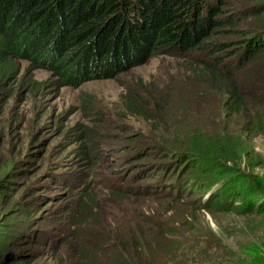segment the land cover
I'll list each match as a JSON object with an SVG mask.
<instances>
[{"label": "rangeland", "instance_id": "374dc122", "mask_svg": "<svg viewBox=\"0 0 264 264\" xmlns=\"http://www.w3.org/2000/svg\"><path fill=\"white\" fill-rule=\"evenodd\" d=\"M196 60L157 53L74 85L20 62L0 85V250L10 246L30 264H71L86 242L105 249L107 239L183 223L220 244L213 264H264V128L228 116L227 96L193 74ZM21 202L34 203L30 230L20 229Z\"/></svg>", "mask_w": 264, "mask_h": 264}, {"label": "trees", "instance_id": "16d2710c", "mask_svg": "<svg viewBox=\"0 0 264 264\" xmlns=\"http://www.w3.org/2000/svg\"><path fill=\"white\" fill-rule=\"evenodd\" d=\"M240 1L236 7L235 0H0V85L17 77L20 62L74 85L112 78L157 53L197 54L202 60L191 63L193 74L227 96L228 116L245 118L250 131L262 130L264 0ZM135 112L147 115L140 107ZM20 171L29 172L25 166ZM3 184L0 191L7 190ZM13 184L19 187L16 193L29 192L25 185ZM114 193L120 195V190ZM29 194L25 201L35 197ZM0 197L2 202L5 193ZM89 197L81 195L75 211L82 214ZM33 205L19 204L20 229L30 230ZM185 226L161 225L129 233L125 241L107 239L112 246L105 249L106 244L96 248L86 242L87 251H77L71 264H201V257L213 264L211 254L220 244L189 234ZM5 230L0 223V240ZM98 253L99 258H92ZM30 263L10 246L0 250V264Z\"/></svg>", "mask_w": 264, "mask_h": 264}]
</instances>
